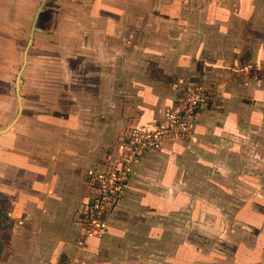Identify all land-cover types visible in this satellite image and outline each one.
<instances>
[{"label":"rangeland","instance_id":"obj_1","mask_svg":"<svg viewBox=\"0 0 264 264\" xmlns=\"http://www.w3.org/2000/svg\"><path fill=\"white\" fill-rule=\"evenodd\" d=\"M39 3L0 0V129L17 112L14 79ZM263 8L46 0L20 77V117L0 135V264H264ZM185 85L203 97L191 136L140 159L102 236L67 256L39 238L37 174L58 170L63 188H86L72 213L67 190L47 208L82 231L85 166L114 157L122 130L160 118Z\"/></svg>","mask_w":264,"mask_h":264},{"label":"built area","instance_id":"obj_2","mask_svg":"<svg viewBox=\"0 0 264 264\" xmlns=\"http://www.w3.org/2000/svg\"><path fill=\"white\" fill-rule=\"evenodd\" d=\"M182 93V97L174 99L170 106L164 108L160 118L125 128L118 137L114 157L86 166L84 173L91 195L82 207V231L78 245L102 236L105 230L103 216L113 210L141 158L161 149L167 140L191 136L203 97L200 90L190 85H185Z\"/></svg>","mask_w":264,"mask_h":264},{"label":"crops","instance_id":"obj_3","mask_svg":"<svg viewBox=\"0 0 264 264\" xmlns=\"http://www.w3.org/2000/svg\"><path fill=\"white\" fill-rule=\"evenodd\" d=\"M255 27H257V26H254V28ZM257 28H258L257 32H259V34H264L263 33L264 32V20H263V24L261 23ZM261 45L263 47V43ZM147 117H148V115L144 116V121L140 120L138 123L142 124V123H145L147 121H151V119L147 118ZM117 143L118 142H116V144ZM19 149H20V147H19ZM116 150H117V147H116ZM52 159L54 160L55 157L52 156ZM141 160L135 164L134 175L131 178V182L129 184L130 187H132L133 182L136 179L137 171H138V168L140 166ZM91 165H93V164H91ZM86 166H85V168H86ZM85 168H84V170H85ZM46 172H48V173H46L45 176L42 175L41 172L39 174H37V176L39 178L38 183H39V185H40V183L42 185L41 190L39 192H37V194L35 195V198H36V204L35 205L36 206H34L36 211H38V217L36 218L35 222H36L37 229H40L39 238H46L47 237L46 238L47 241L49 239H52V240L56 239L57 242H54V244L52 245V248L55 249L56 247H58L60 249V250H58L59 254H61L63 256L64 255L67 256L68 255L67 253H69V255L70 254L71 255H73V254L79 255L82 253V246L84 247V245H85L84 244V245L80 246L77 243V241L81 238V231L77 230L76 225L74 224V222L71 221V219H70V222L66 225V227H64V228L61 227L64 220L67 218V217L66 218L62 217L60 215V213H62L63 209L61 211L60 210L57 211L54 214L53 212H50L47 208H48V204L51 201H53L50 199H55L57 197V193L60 194V192H61L60 196L62 197L64 190H67L68 192L65 193L66 198L64 201V203L66 204L67 207H65L64 209H66V210L68 209V214L70 212L72 213V210L75 209L81 203L82 196H85V195L87 196L88 193L86 192L85 187L82 188V185L80 186V188L75 187V189L71 185H68L66 188H63L64 186H62V185L64 184V182L60 180V177H63V176L60 174V171L51 169L50 171H46ZM43 176L46 179V180H44V182H43ZM36 181H37V179H36ZM129 189H131V188H129ZM129 189L127 188L126 191L129 192ZM87 191H88V189H87ZM127 194H129V193H127ZM49 195H51V197H49ZM41 199H42V201H40ZM38 200L41 203L40 206H39V202H37ZM44 215L47 218L45 220L43 218ZM22 216H25V214L22 213ZM121 217H122V215L118 216V217H114V218H121ZM25 218H28V217H25ZM115 221H116V222H114L115 226L121 227L124 231L128 230L127 229L128 228V225H127L128 219L124 220V223L127 226H125V225L123 226L124 223L120 222L121 220L119 221L118 219H116ZM122 221H123V219H122ZM42 228L45 230H48V232H49L48 234H50V235L47 236ZM66 229L68 231L70 230V235H67V234H69V232L68 233L64 232V230H66ZM59 232H61V234H59ZM89 241H92V239L86 240L87 243ZM44 263L45 262H43L42 264H44Z\"/></svg>","mask_w":264,"mask_h":264},{"label":"water","instance_id":"obj_4","mask_svg":"<svg viewBox=\"0 0 264 264\" xmlns=\"http://www.w3.org/2000/svg\"><path fill=\"white\" fill-rule=\"evenodd\" d=\"M45 2H46V0H40L39 5L36 7V10L34 12L33 19H32V22H31V25L29 28V32L27 33V42H26V45L23 49L22 63L20 65V67L17 71V74L15 76V79H14V92L16 95L17 103H18L17 112H16L14 118L4 128L0 129V135L7 132L8 130H10L13 127V125L17 122L18 118L20 117V114L22 111V100H21V95H20V80H21L20 77H21V73H22V71L25 68L26 63H27V52H28V49L32 43L34 32L39 30L35 26V24H36V20L38 18V15L42 11V8H43V5L45 4Z\"/></svg>","mask_w":264,"mask_h":264},{"label":"trees","instance_id":"obj_5","mask_svg":"<svg viewBox=\"0 0 264 264\" xmlns=\"http://www.w3.org/2000/svg\"><path fill=\"white\" fill-rule=\"evenodd\" d=\"M133 175H134V174H133ZM133 175H132V177H133ZM132 177H131V178H132ZM130 180H131V179H130ZM129 183H130V182H129ZM129 183H128V185H129ZM128 185H127L126 189L128 188ZM126 189H125V191H126ZM125 191H124V192H125Z\"/></svg>","mask_w":264,"mask_h":264}]
</instances>
